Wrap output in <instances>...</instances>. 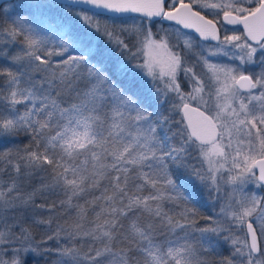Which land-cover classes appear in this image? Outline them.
<instances>
[{"label": "snow or ice", "instance_id": "obj_1", "mask_svg": "<svg viewBox=\"0 0 264 264\" xmlns=\"http://www.w3.org/2000/svg\"><path fill=\"white\" fill-rule=\"evenodd\" d=\"M0 264H264V0L0 4Z\"/></svg>", "mask_w": 264, "mask_h": 264}, {"label": "water", "instance_id": "obj_2", "mask_svg": "<svg viewBox=\"0 0 264 264\" xmlns=\"http://www.w3.org/2000/svg\"><path fill=\"white\" fill-rule=\"evenodd\" d=\"M8 2H10V0H0V4H5V3H8ZM57 2H59V3H63V2H65V0H57ZM77 7L87 9V8L90 7V6L79 5V6H77ZM93 11H95V10H93ZM111 15H113V14H111V13H107V14H105V16H111ZM229 27H231V26H229Z\"/></svg>", "mask_w": 264, "mask_h": 264}, {"label": "trees", "instance_id": "obj_3", "mask_svg": "<svg viewBox=\"0 0 264 264\" xmlns=\"http://www.w3.org/2000/svg\"><path fill=\"white\" fill-rule=\"evenodd\" d=\"M18 2H19V0H18ZM27 2H37V0H27ZM5 5H7V3H5ZM36 19H37V20L40 19L39 13H36ZM99 19H100L101 21H103V20L106 19V16H100ZM145 79H147V78L145 77Z\"/></svg>", "mask_w": 264, "mask_h": 264}, {"label": "rangeland", "instance_id": "obj_4", "mask_svg": "<svg viewBox=\"0 0 264 264\" xmlns=\"http://www.w3.org/2000/svg\"><path fill=\"white\" fill-rule=\"evenodd\" d=\"M229 63H231V62H229Z\"/></svg>", "mask_w": 264, "mask_h": 264}]
</instances>
